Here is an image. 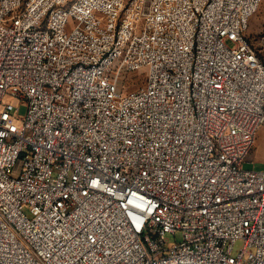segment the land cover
Segmentation results:
<instances>
[{
    "label": "built area",
    "instance_id": "obj_1",
    "mask_svg": "<svg viewBox=\"0 0 264 264\" xmlns=\"http://www.w3.org/2000/svg\"><path fill=\"white\" fill-rule=\"evenodd\" d=\"M262 1L0 0V264H264Z\"/></svg>",
    "mask_w": 264,
    "mask_h": 264
},
{
    "label": "rangeland",
    "instance_id": "obj_2",
    "mask_svg": "<svg viewBox=\"0 0 264 264\" xmlns=\"http://www.w3.org/2000/svg\"><path fill=\"white\" fill-rule=\"evenodd\" d=\"M246 34L249 37L252 45L257 51L258 57L261 62L264 64V48L261 46L260 38L264 34V0L259 5L257 11L252 15L249 20L248 28L246 30ZM143 84V74H138L130 78L129 84L127 88L129 90L136 89ZM24 107H20V113H22ZM245 168L249 169H263L264 168V124L260 127L257 132L255 143L253 148L251 149L247 159L243 165ZM166 237L173 241V235L167 234ZM175 238L177 240L180 239V233L177 232L175 234ZM241 247V242L238 241L235 246L234 250H237Z\"/></svg>",
    "mask_w": 264,
    "mask_h": 264
}]
</instances>
